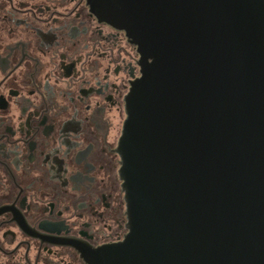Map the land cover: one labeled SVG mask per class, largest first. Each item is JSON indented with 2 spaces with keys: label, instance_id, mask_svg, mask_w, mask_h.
<instances>
[{
  "label": "water",
  "instance_id": "water-1",
  "mask_svg": "<svg viewBox=\"0 0 264 264\" xmlns=\"http://www.w3.org/2000/svg\"><path fill=\"white\" fill-rule=\"evenodd\" d=\"M138 47L124 239L90 264H264V0H90Z\"/></svg>",
  "mask_w": 264,
  "mask_h": 264
},
{
  "label": "flooded vegetation",
  "instance_id": "flooded-vegetation-1",
  "mask_svg": "<svg viewBox=\"0 0 264 264\" xmlns=\"http://www.w3.org/2000/svg\"><path fill=\"white\" fill-rule=\"evenodd\" d=\"M139 61L90 0H0V264H90L124 239Z\"/></svg>",
  "mask_w": 264,
  "mask_h": 264
}]
</instances>
